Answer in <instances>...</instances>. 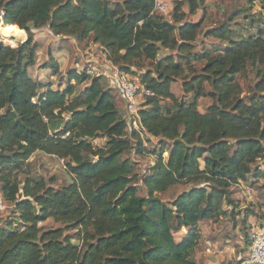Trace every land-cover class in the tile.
Returning a JSON list of instances; mask_svg holds the SVG:
<instances>
[{"label": "trees", "instance_id": "16d2710c", "mask_svg": "<svg viewBox=\"0 0 264 264\" xmlns=\"http://www.w3.org/2000/svg\"><path fill=\"white\" fill-rule=\"evenodd\" d=\"M155 3L0 0V184L4 201L14 206L12 221L0 226V264H197L191 253L199 223L223 215L224 204L239 208L234 185L264 178L256 167L264 159V30L244 36L224 23L205 33L224 47L197 53L202 22L186 21L181 0L172 21ZM188 3L195 14L200 0ZM46 27L57 36L91 37L128 73L148 65L140 82L152 95L138 118L162 145L143 179L147 196L133 182L134 163L123 159L133 149L128 122L101 77L72 70L65 88L55 89L30 75L39 49L34 30ZM1 29L27 40L8 45ZM49 66L59 75V65ZM250 73L256 81L244 91L239 76ZM178 79L191 100L172 92ZM86 81L76 95V85ZM206 96L213 103L201 112L198 101ZM131 136L142 153L140 133L133 129ZM97 138L105 139L104 147L94 144ZM165 142H172L170 150ZM37 152L65 162L67 185L56 188L28 174L25 163ZM180 184L193 187L172 203L161 199ZM49 219L64 227L40 225ZM183 228L188 232L177 238Z\"/></svg>", "mask_w": 264, "mask_h": 264}, {"label": "rangeland", "instance_id": "374dc122", "mask_svg": "<svg viewBox=\"0 0 264 264\" xmlns=\"http://www.w3.org/2000/svg\"><path fill=\"white\" fill-rule=\"evenodd\" d=\"M117 1V0H113ZM176 1L172 2L171 7L166 12H159L167 20L172 21L173 10ZM184 2L183 11L187 14L186 21L202 22V34L196 42L197 53L208 49L213 53L217 47H224L225 41H220L214 37L205 36V33L213 28H217L224 23H230L231 29L236 34L249 36L257 34L259 30H264V8L262 1L257 0H200V8L195 14H190V5L188 0ZM1 14V13H0ZM1 16V15H0ZM3 24V23H2ZM1 24V27H2ZM1 33L5 35L4 29ZM35 40L39 43L36 64L30 68V75L41 82L52 83L55 89L65 88L67 83V74L72 71L84 72L91 70L92 77L97 76L98 70L105 73L113 70V66L107 61L108 57L100 44H97L90 37L85 40H78L69 36L54 35L49 28L34 30ZM15 33L5 37L6 44H13L19 41L23 43L27 40V34L24 38L18 39ZM18 47V46H17ZM59 65V75H52L51 62ZM107 65V66H106ZM111 66V67H109ZM202 64L198 63L200 68ZM47 67V68H46ZM88 70V72H89ZM148 70V65L144 68L132 67L129 74L136 80ZM103 84L111 89V93L115 98L120 115L127 121H130V114L126 110V103L120 93L111 88L108 78L101 76ZM256 81L255 74L250 73L248 77H240L239 82L244 91H248L250 85ZM73 84L75 81L72 82ZM90 81H86L76 85V95L85 89ZM209 90L210 88L207 87ZM172 92L180 100L189 101L192 99L191 94L184 91L183 80L178 79L172 83ZM145 98L138 99L137 109L145 104ZM170 102H163L169 104ZM213 100L206 96L201 97L198 101V109L206 112ZM139 119V118H138ZM135 127V125H131ZM136 129L140 133L143 140L144 151L139 153L136 138L131 136L132 129L128 126V137L132 140L133 149L123 154V159H130L134 163L135 177L133 182L139 189L138 194L147 196L148 191L143 183V179L149 174L151 167L155 164L156 155L153 151L161 148V139L150 136L138 125ZM97 147L105 146L104 138L94 140ZM168 150L172 147V142H165ZM169 153V152H168ZM168 153H164V158L168 157ZM256 167L264 171V159L257 161ZM25 169L29 170L31 176L44 178L47 182L52 183L56 188L67 185L70 176L67 172L65 162L56 157L37 152L26 163ZM25 174L19 173L18 179L24 180ZM53 179V180H52ZM192 184H180L171 187L167 192L161 193V199L166 203H172L184 191L192 188ZM3 184H0V226H6L14 217V206L4 201L2 194ZM232 198L239 202V208L232 210V207L224 204L225 213L215 219L203 220L199 223L200 240L198 246L191 253L192 258L197 264H246V249L249 227L255 222L264 220V178L255 180L250 176L247 182L239 183L231 188ZM235 212V215L233 214ZM46 229L63 228L62 223L49 219L40 224ZM70 234L75 233L74 230H68ZM188 229L183 228L181 233H177L176 237H183Z\"/></svg>", "mask_w": 264, "mask_h": 264}, {"label": "built area", "instance_id": "2783aa9c", "mask_svg": "<svg viewBox=\"0 0 264 264\" xmlns=\"http://www.w3.org/2000/svg\"><path fill=\"white\" fill-rule=\"evenodd\" d=\"M173 1L174 0H156L155 10L158 12H166L169 7H171ZM257 2H260V0H257ZM107 61L110 63V60L107 59ZM110 64L113 66V70L109 71V73H105L104 69L98 70L96 71V75L100 77L105 75L109 80L111 88L113 87L120 93L126 103V110L131 118L128 122V126L132 130L139 129L138 99H143L148 95H152V92H150L140 80L137 81L136 78L131 77L127 71L122 70L114 63ZM88 70L89 69H87L86 72L90 75L91 70H89V72ZM132 124L135 125V127L131 126ZM243 182L244 181H241L240 183ZM247 240L245 254L246 264H264V220L255 222L249 227Z\"/></svg>", "mask_w": 264, "mask_h": 264}, {"label": "bare ground", "instance_id": "6f19581e", "mask_svg": "<svg viewBox=\"0 0 264 264\" xmlns=\"http://www.w3.org/2000/svg\"><path fill=\"white\" fill-rule=\"evenodd\" d=\"M3 25V24H2ZM4 28V27H3ZM6 34L5 35H3V36H5V37H7V36H10V35H13L14 33H15V35H16V37H18V31L17 30H8L7 32H5ZM19 39H22V36L20 35V38ZM20 41V40H19ZM20 44V43H19ZM18 44V45H19ZM17 45V46H18Z\"/></svg>", "mask_w": 264, "mask_h": 264}, {"label": "water", "instance_id": "95a60500", "mask_svg": "<svg viewBox=\"0 0 264 264\" xmlns=\"http://www.w3.org/2000/svg\"><path fill=\"white\" fill-rule=\"evenodd\" d=\"M0 13H1V14H0V15H1L0 18L3 19L4 14H3L2 12H0ZM19 45H20V44H19ZM19 45H18V46H19Z\"/></svg>", "mask_w": 264, "mask_h": 264}, {"label": "crops", "instance_id": "0c3cea01", "mask_svg": "<svg viewBox=\"0 0 264 264\" xmlns=\"http://www.w3.org/2000/svg\"><path fill=\"white\" fill-rule=\"evenodd\" d=\"M109 60V59H108Z\"/></svg>", "mask_w": 264, "mask_h": 264}]
</instances>
